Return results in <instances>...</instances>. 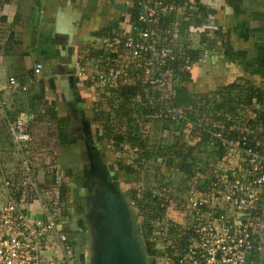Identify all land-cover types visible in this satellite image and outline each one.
<instances>
[{
  "label": "built area",
  "instance_id": "built-area-1",
  "mask_svg": "<svg viewBox=\"0 0 264 264\" xmlns=\"http://www.w3.org/2000/svg\"><path fill=\"white\" fill-rule=\"evenodd\" d=\"M125 3L137 9V23L129 17V27L115 34L106 51L95 54L93 65L79 70L78 75L98 83L104 90H116L133 79L141 81L144 87L165 89L170 84L168 65L176 59L179 44L174 46L171 39L178 36L186 6L173 0H125ZM171 14L173 18L166 22ZM191 15V32L213 29L207 23L209 18L199 23V17ZM202 55L208 56V49ZM42 67L38 63L35 71L40 72ZM9 82L14 85L15 77H10ZM5 103L0 93V108ZM165 115L182 118L176 106L170 107ZM7 130L22 169L16 177L4 181L9 195L0 210V264H77L75 236L65 230L59 204L41 191L36 168L27 153L33 139L30 115L19 112L8 118ZM212 136L211 145L218 143L230 149L242 164L233 178L227 172L232 169L229 166L226 174L209 181L198 172L181 185L177 195H172L170 186L155 182L150 195L160 201L165 212L155 220L154 240L165 251L158 257L160 264H256L252 263L253 253L256 257L257 249L264 247V221L253 215L264 207L260 204L264 154L251 143L247 133L227 137L216 132ZM226 161L230 162L229 156L220 162ZM54 177L56 183L58 175L55 173ZM34 198L40 201L42 217H31L28 213V205ZM54 241L61 247V253L50 257L46 250ZM261 241L262 245L257 246Z\"/></svg>",
  "mask_w": 264,
  "mask_h": 264
},
{
  "label": "trees",
  "instance_id": "trees-1",
  "mask_svg": "<svg viewBox=\"0 0 264 264\" xmlns=\"http://www.w3.org/2000/svg\"><path fill=\"white\" fill-rule=\"evenodd\" d=\"M173 1L181 5L187 2ZM188 6L189 15L182 19L178 30L180 36H185V40L177 45V57L168 65L169 86L165 89L144 87L141 81L133 79L116 90H104L96 103L84 111V117L89 111L92 135L96 134L100 142L108 145L115 155L111 168L114 173H134L143 163L159 162L156 179L159 184H175L173 176L180 181L178 186H170L172 195H177L181 185L198 172L206 181L221 174L216 164L224 156L231 157L233 151L218 143L211 145L213 133L221 132L227 137L247 133L251 143L264 154V86H256L251 82H233L205 92H194L190 88L191 67L199 61L203 49L211 50L220 41L228 56V40L220 29L190 32L191 13L200 14L199 23L207 19L202 14L203 10L199 8L195 11ZM130 14L131 21L136 24L137 9L131 8ZM172 18L171 14L166 22ZM187 57L190 58L188 62L185 61ZM79 103L84 108L83 102ZM173 106L179 107L182 118L165 115ZM26 110L30 115V132L33 137L27 153L36 171L42 165L47 168L45 180L40 183L41 191L59 204L62 218L70 216L71 210L77 214L84 213L86 208L78 201L71 183L79 181V174L70 166L62 171L59 167L67 158H74L71 153L63 150L72 148L80 140L75 135L77 132L71 130L75 122L69 116L59 115L57 102L46 97L43 86L38 92L29 94ZM150 126L154 131L153 140L145 136ZM3 169L15 171L13 177L20 173L21 160L14 147L13 150H0V171ZM227 172L233 178L238 169ZM55 173L58 175L56 183ZM128 193L141 218L139 228L151 264H158V257L165 251L154 240L157 230L155 220L165 214L164 208L160 206L159 200L151 198L150 192L145 194L134 189ZM254 216L264 219L261 211H255Z\"/></svg>",
  "mask_w": 264,
  "mask_h": 264
},
{
  "label": "crops",
  "instance_id": "crops-1",
  "mask_svg": "<svg viewBox=\"0 0 264 264\" xmlns=\"http://www.w3.org/2000/svg\"><path fill=\"white\" fill-rule=\"evenodd\" d=\"M114 2L126 5L125 0ZM184 5L186 9L189 5L192 10H203L201 13L209 18L212 28L220 29L228 40V56L219 41L213 49H208L210 57L193 64L192 82L189 83L193 87L190 88L194 92H205L233 82L264 86V0H187ZM130 10L127 5L125 10L118 9L110 0H0V93L6 102L0 108V150H13L7 119L19 112H27L30 93L38 92L43 86L46 97L56 102L61 100L65 109L76 90L92 89L87 86L90 81L78 72L92 66V57L106 51L112 37L129 27ZM188 12L187 9L181 18H186ZM194 15L200 16L199 13ZM176 37L178 42H183L182 36ZM38 63L43 67L37 73ZM10 77H15L14 85L10 84ZM50 79H54V87ZM36 83L39 89H36ZM80 99H84L83 95ZM58 109L60 111L59 105ZM59 113L70 117L69 108L68 114ZM231 155L233 159L241 160L236 154ZM240 166L231 165L230 168L239 171ZM46 171L45 165L38 167L40 183L45 180ZM12 173L15 174L12 169L0 171V210L9 195L4 181L13 178ZM262 193L260 204H264V191ZM263 209L256 211L264 214ZM28 213L31 217H42L39 200L31 199ZM81 226L77 222V227L70 230L64 225L65 230L75 233L74 246L86 245L87 233ZM85 252L84 249L83 264H87ZM59 253L61 247L55 241L46 250L50 257ZM258 253L257 250V260Z\"/></svg>",
  "mask_w": 264,
  "mask_h": 264
},
{
  "label": "water",
  "instance_id": "water-1",
  "mask_svg": "<svg viewBox=\"0 0 264 264\" xmlns=\"http://www.w3.org/2000/svg\"><path fill=\"white\" fill-rule=\"evenodd\" d=\"M110 1L116 8L126 9L124 4ZM53 81L50 79L54 87ZM83 123L86 125L85 135H89V140L84 143L89 159L88 183L84 186L91 249L87 264H151L143 234L134 216V203L101 155V145L94 140L90 122L86 120Z\"/></svg>",
  "mask_w": 264,
  "mask_h": 264
},
{
  "label": "rangeland",
  "instance_id": "rangeland-1",
  "mask_svg": "<svg viewBox=\"0 0 264 264\" xmlns=\"http://www.w3.org/2000/svg\"><path fill=\"white\" fill-rule=\"evenodd\" d=\"M193 9V8H192ZM185 12V11H184ZM183 18V17H182ZM193 28H191V30L189 29V31H192ZM198 31V30H196ZM179 35V32L178 34ZM177 37L174 36L173 39H171L172 43L175 45H177L178 43H182L181 41L178 42ZM185 40V36L183 37V42ZM208 57L210 56H201V60L200 61H205ZM48 66V65H47ZM90 83L87 85L88 87L92 88V92L90 93L91 90H87V91H81L78 89L74 92V95H76V97L80 98L81 95H83L84 99L81 100L84 104V111L86 110V108L89 107L91 108L96 101L98 100L99 96L101 94H103L104 89L96 82H93L91 80H89ZM192 82V81H191ZM190 82V83H191ZM191 87H193V85H190ZM36 89H39L38 84L36 83ZM35 90V89H33ZM103 96V95H102ZM63 98V97H62ZM82 99V98H81ZM58 102V101H57ZM61 100L58 102V105L60 107V111L61 113L64 111L67 113L68 108L66 107V111L64 109V107H62V103L60 104ZM87 105V106H86ZM62 108V109H61ZM89 115V111H87L86 116ZM80 119V118H79ZM74 122V120H72ZM83 121H86V119H84ZM82 122V120H81ZM79 124L77 122L73 123V126H71V130L72 131H76L77 133L75 134L76 137L80 138L79 142L77 143V145L73 146L70 149H65L63 150V152H68L71 153L74 158H72V160L70 158H67L66 162L63 164H59V167L61 169V171L63 169H65L66 166H70L72 167V169L76 170V173L79 174V181H75V182H71L73 187L75 188V192H76V197L78 198V201H81L83 203L84 208H86L85 205V199L87 198V196L84 194V186L86 185V183H88L87 180V168L89 167V159L87 156V151H86V146H85V141L89 140L88 138V134L83 136V128L78 126ZM86 126V125H85ZM145 136L147 135L149 140H153L154 138V131H153V127L150 126V128L148 130H146L145 132ZM94 140H98L100 142V138L96 135L93 134ZM101 155L105 158V160L107 161V164L109 165L110 169L112 168V165L114 164V159L115 155L112 154V152L109 150L108 145H105V143H101ZM206 153V151H205ZM205 153L203 155V157L205 156ZM236 156V155H235ZM68 157V156H66ZM230 162H226V163H222L219 162L218 164H216V167L218 169H220L221 174H226V171L228 169V166L230 167L231 165H240L242 164L241 161L236 160L235 158L233 159V156L230 158L229 160ZM238 163V164H236ZM158 166H159V162H155V163H151V162H147V163H143V166L138 169L137 171H135L134 173H124V172H116L114 173V177H116V179L119 180L120 182V186L123 189V191L125 192V194H127L129 196V191L130 190H134V189H138L139 191H143L145 194L151 191V188L154 187V184L157 179V170H158ZM229 171V170H228ZM175 177L173 176V182H175V184H172V182L170 184V186L174 187L173 185L178 186L180 181L179 179H174ZM206 181V180H205ZM203 182V185L206 182ZM175 189V188H173ZM130 198V196H129ZM130 201L133 203V201L130 199ZM74 211L71 210L70 212V216H63V224L67 225V228L70 230H73L77 227V222H80V225H82L81 227L86 231L87 235H86V239H85V244H78L74 246V250H75V254H76V261L77 264H83V260H84V256L82 258V252L85 249V254L88 255V257L91 254V249H90V233H89V221L88 218L86 217V212H84L85 214H77V213H73ZM134 216L136 218V222L139 226L140 223V216L138 215V211L136 209V207L134 206ZM72 234H75L73 232H71ZM263 241V240H262ZM262 241L261 243H258V245H262ZM259 251L258 253V258L259 260H256L255 254L253 253V261L252 263H256V264H264V247L262 249H257ZM84 255V253H83ZM150 258V257H149ZM151 261V258H150ZM161 263V259H159L158 264Z\"/></svg>",
  "mask_w": 264,
  "mask_h": 264
},
{
  "label": "flooded vegetation",
  "instance_id": "flooded-vegetation-1",
  "mask_svg": "<svg viewBox=\"0 0 264 264\" xmlns=\"http://www.w3.org/2000/svg\"><path fill=\"white\" fill-rule=\"evenodd\" d=\"M78 100V101H77ZM79 101H81V99L79 100L78 97H76V95H74L73 100L69 101V105H65L67 108H69V114L71 119L73 120H77L78 122V126L82 127L83 130L85 129V125L83 123V121L81 122V120H84V108H82V106L80 107L78 105ZM66 104V103H65ZM83 104V103H82ZM70 106V107H69ZM80 118V119H79ZM85 135V132L83 131V136Z\"/></svg>",
  "mask_w": 264,
  "mask_h": 264
}]
</instances>
